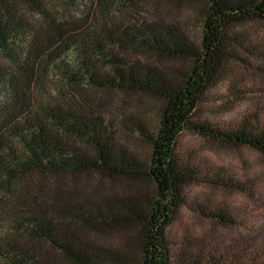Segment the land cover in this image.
<instances>
[{
  "label": "trees",
  "instance_id": "1",
  "mask_svg": "<svg viewBox=\"0 0 264 264\" xmlns=\"http://www.w3.org/2000/svg\"><path fill=\"white\" fill-rule=\"evenodd\" d=\"M30 1L0 0V47L25 71L12 74L0 62V264H172L167 230L185 188L198 180L177 158L180 134L193 128L264 153L258 113L233 129L191 121L228 66L241 62L247 47L234 32L264 22V0H204L196 38L162 16L92 23L58 21L44 11L43 24L34 27L23 10ZM53 75L74 87L151 97L161 103L158 120L151 123L144 113V120L114 119L86 102L83 90L62 95L65 104L36 94L34 83ZM126 137L149 150L141 153ZM211 181L229 186L222 178ZM204 215L236 224L224 205L205 207ZM114 234L121 235L118 242L108 238ZM193 246L177 264H241L234 253L226 262L204 259Z\"/></svg>",
  "mask_w": 264,
  "mask_h": 264
},
{
  "label": "rangeland",
  "instance_id": "2",
  "mask_svg": "<svg viewBox=\"0 0 264 264\" xmlns=\"http://www.w3.org/2000/svg\"><path fill=\"white\" fill-rule=\"evenodd\" d=\"M26 4L24 13L34 27L43 24L41 13L44 11L58 21L92 23H102L109 18L112 22L139 24L162 16L171 23L189 28L195 38L201 33L207 11L204 0H134L131 5L126 0H83L77 6L64 0H31ZM234 33L242 34L247 50H241V62H232L207 91L191 117L193 123L205 121L212 127L233 129L248 113H258L264 119V22L240 27ZM18 61L19 58L17 60L0 47V62L12 74L25 72ZM51 77L34 83L35 93L49 101L65 104L67 101L60 99L62 95L66 93L73 98L78 90H83L86 102L100 104V108L114 119L128 120L127 117L133 118L136 114L144 120V113L149 122L158 120L161 103L151 97L74 87L55 75ZM125 141L143 154L149 150L143 141L132 137H126ZM176 155L195 170L198 180L185 188L183 205L167 230L171 263L177 264L179 255L189 243L196 246H193L195 253L204 259L226 262L228 258H235L231 256L234 253L241 256L238 258L241 264H264V153L248 145L215 141L193 128H186L178 138ZM212 178H222L229 186H217ZM116 184L121 187L125 182L117 181ZM213 205H224L236 224L224 225L205 216V207ZM120 236L114 234L108 238L118 242ZM245 255L255 261L248 262Z\"/></svg>",
  "mask_w": 264,
  "mask_h": 264
}]
</instances>
